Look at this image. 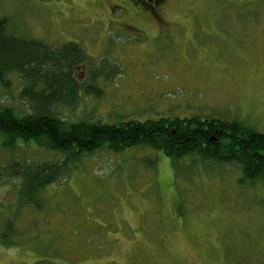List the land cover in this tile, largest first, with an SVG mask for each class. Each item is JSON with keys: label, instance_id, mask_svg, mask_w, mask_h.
I'll use <instances>...</instances> for the list:
<instances>
[{"label": "rangeland", "instance_id": "rangeland-1", "mask_svg": "<svg viewBox=\"0 0 264 264\" xmlns=\"http://www.w3.org/2000/svg\"><path fill=\"white\" fill-rule=\"evenodd\" d=\"M134 2L0 0V19L7 35L85 53L72 73L91 92L57 109L67 122L197 117L264 134V0H164L155 18ZM8 81L0 105L20 116L24 83ZM3 143L0 167L61 160ZM15 172L0 183V224L13 218L19 236L0 264H264V181L235 165L101 148L45 187L40 209L17 207Z\"/></svg>", "mask_w": 264, "mask_h": 264}, {"label": "trees", "instance_id": "trees-1", "mask_svg": "<svg viewBox=\"0 0 264 264\" xmlns=\"http://www.w3.org/2000/svg\"><path fill=\"white\" fill-rule=\"evenodd\" d=\"M6 25V20L0 19V87L9 86L10 76L19 77L24 87L18 98L29 110L18 116L13 108L0 105L2 147L12 150L17 144H33L61 156L57 162L23 166L16 162L0 167V183L19 172L17 207L40 209L39 193L66 173L69 164L101 148L117 153L146 147L173 160L199 157L239 167L246 182L264 181V134L237 122L197 117L142 123L127 120L117 125L63 120L57 109L77 105L81 90L84 95L91 92V87L79 85L72 73L88 58L73 43L51 47L7 35ZM13 224V218L5 217L0 224V245L5 248H11L12 239L19 236Z\"/></svg>", "mask_w": 264, "mask_h": 264}, {"label": "flooded vegetation", "instance_id": "flooded-vegetation-1", "mask_svg": "<svg viewBox=\"0 0 264 264\" xmlns=\"http://www.w3.org/2000/svg\"><path fill=\"white\" fill-rule=\"evenodd\" d=\"M163 1L164 0H135L133 4H143V6L149 9L148 15L155 18V13L158 11V8L160 9Z\"/></svg>", "mask_w": 264, "mask_h": 264}]
</instances>
